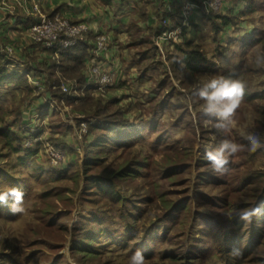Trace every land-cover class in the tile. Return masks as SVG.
<instances>
[{"label":"rangeland","instance_id":"rangeland-1","mask_svg":"<svg viewBox=\"0 0 264 264\" xmlns=\"http://www.w3.org/2000/svg\"><path fill=\"white\" fill-rule=\"evenodd\" d=\"M29 1L30 22L17 45L0 42L3 61L26 58L35 67L34 76L24 75L32 90L0 95V170L7 174L0 191L21 190L26 209L14 214L11 198L0 203V264H129L138 249L145 264H264L260 246L250 254V262H241L248 239L244 236L259 221L255 216L244 222L237 215L251 208L246 197L250 187L263 186L259 182L264 179L250 186L241 180L253 171L264 173V152L248 151L247 139L252 135L264 144V130L257 123L264 125V99L244 96L232 125L218 128L194 93L198 83L238 65L236 76L246 83L247 94L264 89V67L255 63L257 53L264 51V0H249L237 16L239 28L227 26L218 36L207 16L228 15L222 7L229 0L218 9H211L213 0H176L170 21L156 17L151 23L147 9L154 7L153 0H139L141 8L126 37L105 30L107 26L93 33L86 23L46 12L39 0ZM237 1L230 0L231 6ZM24 2L0 0V11L14 13L15 7L25 8ZM167 5H157L164 16ZM193 10L198 13L194 17ZM33 17L58 19L69 28L85 25L75 45L82 43V56L95 61L117 59L118 52L125 71L120 77L108 73L111 84L117 85L101 90L84 85L96 77L89 61L73 63L60 56L69 47L47 48L45 39H32L28 28ZM245 29L255 32L253 40ZM64 38L60 34L58 41ZM21 39L26 47L19 48ZM184 42L210 57L214 73L189 72L177 62L180 53L174 46ZM33 46L39 50L31 51ZM154 88L159 99L151 98ZM163 97L171 98L173 107L163 106L166 109L153 114L151 105ZM96 118L125 120L133 129L118 136L110 132V143L100 147L101 133L87 126ZM5 129L18 134L15 148L27 150L11 153L1 134ZM223 139L243 147L229 157V169L221 173L200 152L203 147L215 150ZM107 181L111 188L103 185ZM223 200L231 206L221 207ZM238 204L244 207L236 208Z\"/></svg>","mask_w":264,"mask_h":264},{"label":"crops","instance_id":"crops-1","mask_svg":"<svg viewBox=\"0 0 264 264\" xmlns=\"http://www.w3.org/2000/svg\"><path fill=\"white\" fill-rule=\"evenodd\" d=\"M25 1H26L24 2L25 8L15 7L13 10L14 13L10 14L0 11V42L1 43L3 44L9 43L12 44L13 46L17 45L19 38L18 35L24 32L25 28L30 22V17L28 14L29 12L27 11L30 1L29 0H25ZM39 1L41 4V8L44 11L46 12L57 11L64 15H69L71 18H74V20H79L86 23L88 26H90V28H92L93 33L99 30H104L105 27L107 26V29L105 30H110L111 32L116 33L117 34L116 36L121 35L122 37L128 36V32L130 31V22L132 21V18L134 17L136 12H138L139 9L141 8L138 3L139 0H108V2H104L102 0H39ZM175 1L176 0H153L154 7L150 10V12L147 9L148 14L152 15V18L148 21V23H151V21H155L156 17L158 18V20L160 18L167 17L169 18L170 21V17L171 19L174 17V10L172 9L173 8L172 6L174 5ZM248 1L249 0H238L235 4L236 6L234 5L231 6L229 0L228 1L229 3L224 4L222 9H225V12L229 14H237L239 11L242 10L244 6H246ZM143 2H145V0L144 1L142 0V3ZM165 2L167 4L169 3V5L164 7L165 10L163 11V13L165 14L167 13L168 16L167 15L164 16L163 14H161V12L159 11L160 7L157 8L158 4H162ZM94 6H96L97 8L94 9ZM196 13H197L196 10H193L192 16L194 17V14ZM246 29L244 31H246ZM23 39L21 40L24 41V43L22 44L20 43L19 48H22L24 45L26 47L27 45L26 40ZM125 45L126 43L124 42L121 43L122 47H124ZM33 48H35V50L31 49V51L36 52L39 50L36 46H33ZM116 53L118 58H120L119 53L118 52ZM86 56L88 57V58L86 57V59L88 60L84 58L82 60L83 64L85 63L86 65H88V61L90 65L94 64V62H98L97 65H99L104 72L112 74L115 77L116 76L120 77L122 72L125 71V65L124 63H122L123 61L121 59L120 62L117 60L118 58L113 59L112 58L113 56H110L107 59L100 58V60L94 61L89 57V55ZM25 59L13 57V58H8V60H6V65H7L6 67H8V69L5 68V71H0V87H2L1 90L2 92L0 95H7L9 93L13 95L20 93L22 95L32 90L28 82L26 81L27 79L24 75L28 76V72L31 73L32 75L35 74L34 73L35 67L34 64H30L26 62ZM0 62H3V60H0ZM49 63L48 66L50 65ZM126 67L127 68L129 67L128 62H126ZM23 72H25V74ZM8 73L18 74L21 77H23L26 82V86L18 85V82L16 81L17 76L13 80L5 81L6 80L5 76ZM113 85L116 86L117 84L116 83L111 84L110 87H113ZM2 105L5 106L6 105L5 102H2ZM41 105H39L38 108Z\"/></svg>","mask_w":264,"mask_h":264},{"label":"trees","instance_id":"trees-1","mask_svg":"<svg viewBox=\"0 0 264 264\" xmlns=\"http://www.w3.org/2000/svg\"><path fill=\"white\" fill-rule=\"evenodd\" d=\"M102 1L108 2V0H102ZM248 6L250 8V4H248ZM238 15H239V12L237 14H229L228 13V15H224L222 13L218 14V15L210 14V15L207 16V18H208V20L210 22H212V31L214 32L215 35L218 36V35L222 34L221 32L227 26H230L231 28L233 26L238 27L239 24H236ZM252 31L249 30V31H246L247 33L245 32L246 35H252L253 36V37L249 36L250 40L254 39L255 32L254 31L252 32ZM258 41L259 40L256 39V42H258ZM253 43H255V42H253ZM83 47H84V45H82V43H81L79 45H75L72 48L64 49L63 51L60 52V56L61 57L63 56L65 58H67V59H69V57H70V59H71V61L73 63H75V61H76V63H79L81 65L82 60L87 57L86 56L87 54L85 56H82V54L84 53V50L82 49ZM174 47H175V51L174 52L175 53H180V56L177 59V62L182 64L183 67L187 71H189V72L190 71L191 72L198 71V72L214 73V71H212V70H214V68H213L214 65L212 64V62L210 60V57L207 56L206 53L198 51L196 48H191L190 42H184V44H175ZM0 60H3L1 54H0ZM238 67H239V65L236 66L235 68H233V70L230 71V72H226V73H222V74H218V75L219 76H224V77L237 78V76L239 74V73L237 74ZM5 68H6V61L0 62V71H5ZM236 74H237V76H236ZM16 76H17L16 81L18 82V85L26 86V82H25L24 78L21 77L18 74L8 73L5 76V78H6L5 81L13 80ZM158 87H160V85ZM247 91L248 90L245 91V97H247L249 99H255V97L256 98L260 97V98L264 99V89L262 91H260V92H257V93L251 92V94H247ZM151 93L154 94L151 97V98H153V100H155L156 98L159 97V94H157L158 93V88H154L153 92H151ZM164 97L162 99H160L159 102L156 103L154 106L152 104V99L149 100L148 103L152 104L151 105L152 106L151 110H152L153 114L157 115L159 110H161V111H159V113L162 112L163 109H166L164 107H168V108L169 107H173L174 103L172 102V99L169 98V99L166 100ZM39 109H41V107H39ZM97 110H100V107H98ZM96 113L98 115L99 111L96 112ZM260 116L262 117V114H260ZM211 120L217 125L218 124H223L225 126L227 124V122L218 121V120H216L213 117L211 118ZM100 123H101V125H100ZM257 123H259L258 124V127H260L259 129L264 130V125L262 124V122L259 121ZM127 125H128V123H126L125 120L124 121L123 120L119 121V120H114V119L111 120V118H105V119L104 118H96V121L94 123L88 124L87 126H88V129L96 130L97 132L101 133V135L99 137L101 144L97 143V146L106 147V144L110 143V138H111V136L109 134L110 132L115 131L116 134H117L116 136H118V134L121 135V134H124V133H128L127 131H132L133 128L130 129L131 126H127ZM9 131L10 130H6V129L2 130L1 134L3 135V138L5 140V145L10 149V152L11 153H14V152L16 153V152L19 151V149L21 150L22 146L18 145V148H15L14 144L17 145V141H19L18 134H16L15 132H11L10 133ZM123 136H124V138H122L120 140L124 141L126 136L125 135H123ZM105 139L106 140L108 139V142ZM247 145H248V143L244 144L245 147ZM91 148H93V145H91ZM205 148L206 147L202 148V150L200 152V156L206 158V152L207 151H213V150H211V149L204 150ZM22 149L23 150H27V149H24V148H22ZM261 149L264 152V148H261ZM97 150H99V149L98 148L93 149V151H97ZM262 150H257V151H259V152L261 151L262 152ZM252 158H253V156H252ZM18 159L22 160V158H18ZM229 166H230V163H228L226 165V170L229 169ZM50 171H52L56 175L62 174L61 172L60 173L56 172L54 169H50ZM263 174H264L263 172L253 171V172L250 173V176L248 175L249 177L247 176L248 178H243L241 180V184H244L246 186H250L251 182L260 181V179L261 180L264 179V175ZM5 177H7V174L0 170V183H2V181H5ZM204 177L205 176H202L200 180H202ZM213 180H214V178H212L210 180V182H213ZM259 183L263 184V186L261 188H259V187L251 188L250 187L249 193L246 196L247 199L250 200V202L247 205H248V207L251 206V208L261 206V212L264 213V180H262V182H259ZM103 185L104 186H109L110 188L112 187V184L109 181L104 182ZM239 189H240V187H236L235 188V190H239ZM0 193H2V191H0ZM212 204H214V203H212ZM226 206H231V203L229 201L225 203V200H223L221 207H226ZM238 207H244V205L242 206L241 204H238V206L236 208H238ZM255 219L257 221H259V222L256 223L254 221L255 224H253V226L251 227L250 232L244 236V237L247 236L248 239L245 242L244 249H243L242 254L240 256L242 263L251 261L250 254L251 253L252 254L255 253L257 247L260 246L261 247V251L262 252L264 251V214H262V216L261 215L256 216ZM238 240H241V238H239ZM88 254H90V252H88ZM165 259H170V260H173L174 262L177 261V260H174L176 258H168V256ZM177 263H175V264H177Z\"/></svg>","mask_w":264,"mask_h":264},{"label":"clouds","instance_id":"clouds-1","mask_svg":"<svg viewBox=\"0 0 264 264\" xmlns=\"http://www.w3.org/2000/svg\"><path fill=\"white\" fill-rule=\"evenodd\" d=\"M255 63L258 67H264V51L257 53ZM245 91L246 83L242 79L224 76L213 77L205 82L198 83L194 88L195 96L203 101V113L218 121L227 122L228 126L233 123V118L243 102ZM217 127L224 128L225 126L218 124ZM247 139L251 142L248 151L254 153L258 149L264 148V144L259 141L258 137L249 135ZM242 147L232 139H223L215 150L206 152V159L210 162L214 171L222 173L229 163L228 158L241 151ZM9 198L12 200L10 210L14 214L26 211L24 193L21 190L12 188L8 192L0 193V203L7 204ZM261 214H264L261 212V206L237 213L241 221L248 223L251 222L253 217ZM129 264H145L143 251L138 249L133 253L129 258Z\"/></svg>","mask_w":264,"mask_h":264},{"label":"built area","instance_id":"built-area-1","mask_svg":"<svg viewBox=\"0 0 264 264\" xmlns=\"http://www.w3.org/2000/svg\"><path fill=\"white\" fill-rule=\"evenodd\" d=\"M222 1L223 0H213V3L210 5L211 9H218ZM33 9L37 13L38 8L36 5H34ZM33 19V23L29 25L28 32L31 34L32 39H34L35 41L45 39V47L47 48H54V46L57 44L58 47L62 48L74 47L76 44V40L81 37L87 29L85 25H78L73 28H69L67 24L60 25V20L58 19H56L54 22L50 20L47 22L45 20L40 19V17H33ZM58 31H61L60 34H64L65 36V38L61 41H58V38L60 37ZM103 40L104 39L102 38L101 42L98 43L100 47H102L103 45ZM92 60L95 61L96 58H92ZM91 69L93 71V74L96 75V77L93 79H89V81H86L84 85L99 88L100 90L106 89L107 87L111 86L110 75L107 72H104L99 65L92 64Z\"/></svg>","mask_w":264,"mask_h":264}]
</instances>
